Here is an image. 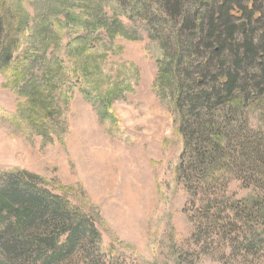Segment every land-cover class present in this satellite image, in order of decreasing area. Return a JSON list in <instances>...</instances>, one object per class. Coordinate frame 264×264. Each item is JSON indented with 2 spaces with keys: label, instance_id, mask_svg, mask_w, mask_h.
Here are the masks:
<instances>
[{
  "label": "trees",
  "instance_id": "trees-1",
  "mask_svg": "<svg viewBox=\"0 0 264 264\" xmlns=\"http://www.w3.org/2000/svg\"><path fill=\"white\" fill-rule=\"evenodd\" d=\"M257 1L0 0V77L22 100L13 114L0 110L1 117L52 145L68 132L65 115L78 87L116 138L113 102L132 91L138 72L128 64L106 75V49L96 44L101 35L107 45L134 40L125 19L144 26L158 53L156 95L171 104L183 151L213 147L246 130L243 121L228 125L264 92V13ZM255 214L264 226V207ZM107 256L95 222L42 177L0 170V264H105Z\"/></svg>",
  "mask_w": 264,
  "mask_h": 264
},
{
  "label": "rangeland",
  "instance_id": "rangeland-1",
  "mask_svg": "<svg viewBox=\"0 0 264 264\" xmlns=\"http://www.w3.org/2000/svg\"><path fill=\"white\" fill-rule=\"evenodd\" d=\"M256 8L264 13V0ZM122 20L134 40L107 45L101 35L96 44L106 49V75L128 64L138 72L132 91L113 102L116 138L100 124L94 100L75 87L68 132L52 145L0 113V170L42 177L95 222L116 264H264V226L255 214L264 207V92L228 125L243 121L246 130L184 152L171 104L156 95L158 53L141 23ZM3 84L0 77V110L13 114L22 100Z\"/></svg>",
  "mask_w": 264,
  "mask_h": 264
}]
</instances>
